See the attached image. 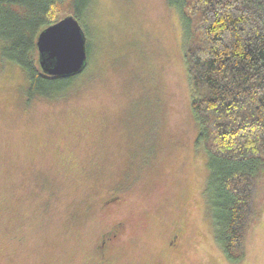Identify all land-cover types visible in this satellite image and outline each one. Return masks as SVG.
Listing matches in <instances>:
<instances>
[{
  "label": "rangeland",
  "instance_id": "1",
  "mask_svg": "<svg viewBox=\"0 0 264 264\" xmlns=\"http://www.w3.org/2000/svg\"><path fill=\"white\" fill-rule=\"evenodd\" d=\"M180 16L169 0H94L88 64L56 97L29 102L0 54V264H91L117 219L113 264H264V176L245 256L215 238ZM110 194L127 202L104 209Z\"/></svg>",
  "mask_w": 264,
  "mask_h": 264
},
{
  "label": "trees",
  "instance_id": "2",
  "mask_svg": "<svg viewBox=\"0 0 264 264\" xmlns=\"http://www.w3.org/2000/svg\"><path fill=\"white\" fill-rule=\"evenodd\" d=\"M93 2L0 0V54L24 70L29 102L61 95L77 75L43 71L37 53L39 33L66 15L87 28ZM169 2L178 6L182 31L187 33L191 107L199 126L197 144L208 155L204 192L215 238L229 261H240L264 176V0Z\"/></svg>",
  "mask_w": 264,
  "mask_h": 264
},
{
  "label": "water",
  "instance_id": "3",
  "mask_svg": "<svg viewBox=\"0 0 264 264\" xmlns=\"http://www.w3.org/2000/svg\"><path fill=\"white\" fill-rule=\"evenodd\" d=\"M86 40L83 26L73 15H66L41 30L37 48L43 71L64 77L82 72L88 63Z\"/></svg>",
  "mask_w": 264,
  "mask_h": 264
},
{
  "label": "flooded vegetation",
  "instance_id": "4",
  "mask_svg": "<svg viewBox=\"0 0 264 264\" xmlns=\"http://www.w3.org/2000/svg\"><path fill=\"white\" fill-rule=\"evenodd\" d=\"M127 202L123 196L119 194H110L102 203V208L114 210L117 204H124ZM127 222L123 219H117L111 224L104 232L101 233L97 243L95 244L92 251L91 264H113L114 255L110 253L111 250L116 246L117 242L122 239L126 234ZM177 229L173 234V239L169 241L170 247H180L181 243L184 242L185 232Z\"/></svg>",
  "mask_w": 264,
  "mask_h": 264
}]
</instances>
